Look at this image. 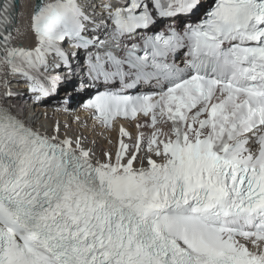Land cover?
<instances>
[{
    "label": "snow or ice",
    "instance_id": "1",
    "mask_svg": "<svg viewBox=\"0 0 264 264\" xmlns=\"http://www.w3.org/2000/svg\"><path fill=\"white\" fill-rule=\"evenodd\" d=\"M150 4L170 18L194 14L201 0ZM12 6L0 0V66L30 82L46 53L64 59L65 38L73 48L104 44L83 37L88 17L76 0H40L36 47H11ZM110 18L114 39L154 24L144 0ZM185 40L184 67L165 63ZM138 51L96 56L90 73L125 89L155 79L161 90L104 93L87 106L106 124L150 117L146 157L141 133L134 152L121 141L114 161L93 162L79 141L45 137L0 107V264H264V0H214L183 35L148 37ZM32 90L48 94L38 82Z\"/></svg>",
    "mask_w": 264,
    "mask_h": 264
},
{
    "label": "bare ground",
    "instance_id": "2",
    "mask_svg": "<svg viewBox=\"0 0 264 264\" xmlns=\"http://www.w3.org/2000/svg\"><path fill=\"white\" fill-rule=\"evenodd\" d=\"M36 1L37 0H20V3L17 5V8L19 9V12H20L19 20H18L19 22H18L17 27L14 30L15 33H14L13 39L11 40V41H15V47H17L18 44H20V46H18V48H20V47L26 46L27 44L34 43L33 37L29 33V30H28V24H29V16L32 13V9L34 8V6L37 5ZM43 2L47 3V2H51V0H43ZM14 78H15L14 74L6 73L4 71L1 77V82H0V85L3 88V92H1L0 96H1V99L3 100V103H5L6 105L15 104V106L18 107L17 103L19 101L11 98L9 95V93L15 92V89L13 87L14 82L12 81V79ZM44 110L45 109L43 108L42 111ZM21 111L23 110L20 109V112ZM27 114L33 117H38L39 112L37 111V109L34 108V110L32 111L31 110L28 111ZM48 114L50 115V111ZM49 115L46 114V118L51 116ZM79 116H82V115H79ZM41 118H42V114L39 117V119ZM76 118L77 116L73 117V119H76ZM53 121L54 123L52 124V126L54 127L56 118ZM41 122L42 124H44L45 121H41ZM58 125L60 126V130L64 134L66 133L73 134V132L75 131V135L73 137L76 140L78 138L80 140L79 142L80 144L86 146V145H89L88 144L89 142L91 144V156H98L101 159H105L103 156L104 152L106 151L110 152L114 149L115 139L111 137L110 133L103 132L101 129L93 127L94 124L89 122L88 119H85L83 122H80V123H75V122L71 123L70 120L65 121V117H62ZM131 127H133V125H131ZM107 141H111L112 144L109 145Z\"/></svg>",
    "mask_w": 264,
    "mask_h": 264
},
{
    "label": "rangeland",
    "instance_id": "3",
    "mask_svg": "<svg viewBox=\"0 0 264 264\" xmlns=\"http://www.w3.org/2000/svg\"><path fill=\"white\" fill-rule=\"evenodd\" d=\"M20 13V12H19ZM13 38L11 37V39L9 40V43L11 44V47L13 46V45H15V41H11ZM13 42V43H12ZM7 72L9 73V70L7 69ZM56 117L55 116H52L51 118L50 117H48V118H46L45 120L43 119V121H45L44 122V124H42L43 126H47V127H51L52 125H50L49 126V124H51L52 123V121H53V119H55ZM58 119L59 120H61V117H58ZM50 121H51V123H50Z\"/></svg>",
    "mask_w": 264,
    "mask_h": 264
}]
</instances>
